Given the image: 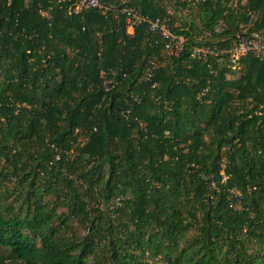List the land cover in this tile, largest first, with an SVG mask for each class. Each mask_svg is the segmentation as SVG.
Returning <instances> with one entry per match:
<instances>
[{"label":"trees","instance_id":"1","mask_svg":"<svg viewBox=\"0 0 264 264\" xmlns=\"http://www.w3.org/2000/svg\"><path fill=\"white\" fill-rule=\"evenodd\" d=\"M238 1L0 0V264H264V59L193 54Z\"/></svg>","mask_w":264,"mask_h":264},{"label":"built area","instance_id":"2","mask_svg":"<svg viewBox=\"0 0 264 264\" xmlns=\"http://www.w3.org/2000/svg\"><path fill=\"white\" fill-rule=\"evenodd\" d=\"M73 1V11L79 12L84 9L99 7L101 6L100 0H72ZM182 3L195 4L198 0H180ZM223 4L234 8L239 3L238 0H223ZM125 13V25L126 31L132 34L136 26L146 24L148 29L155 32L159 36L166 38V43L164 45L165 49L171 51L172 47H179L182 45L184 38L182 36H175L170 31V19L171 15L174 13V8L167 6L163 12H159L154 17H150L148 14L137 10L136 8L125 6L123 8ZM181 14L182 11L179 10ZM246 20L243 21L239 26V34L237 41L228 49L223 50L216 46H204L195 47L193 54L198 57H204L207 54L217 56L218 60H221L224 52H228L230 61L236 60L239 56L246 54L248 52H253L257 57L264 59V38L257 32H249L252 25L254 13L247 11Z\"/></svg>","mask_w":264,"mask_h":264}]
</instances>
